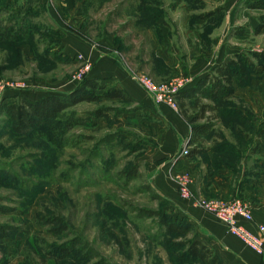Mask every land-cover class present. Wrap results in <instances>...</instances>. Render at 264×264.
Segmentation results:
<instances>
[{
  "label": "rangeland",
  "instance_id": "1",
  "mask_svg": "<svg viewBox=\"0 0 264 264\" xmlns=\"http://www.w3.org/2000/svg\"><path fill=\"white\" fill-rule=\"evenodd\" d=\"M255 2L264 0H0V7L8 6L0 16L2 28L9 24L13 36L25 26L17 38L22 42L12 43L16 50L0 47V107L64 96L84 79H94L97 63L77 57L71 40L123 73L95 78L103 87L97 93H124L122 99L69 108L60 118L81 121L61 148L41 139V129L17 139L8 117L0 115V161L8 165L3 174L8 180L17 177L0 183V224L11 229L0 241V264H70L58 261L54 253L59 251L53 250L69 243L79 260L75 264H202L184 255L186 245L175 246L203 243L201 231L171 197L179 195L176 178L185 172L173 168L193 148L226 141L248 154L247 171L264 170V136L256 137L264 130V10L253 8ZM227 61L236 63L231 68L237 75L233 94L218 110L203 94L180 101L179 91L173 111L155 104L131 79L143 73L157 85L181 81V89L188 90ZM202 105L211 110L196 124L211 125L208 135L195 141L190 135L173 155L158 157L167 139L177 138L163 115H200ZM223 119L233 121L234 129ZM195 158L206 161L204 154ZM132 169L135 178L127 180L121 173ZM161 178L169 186L166 194ZM145 187L152 193H143ZM140 209L160 211L187 226L188 233L167 235L157 220L138 217ZM57 217L66 229L48 234L56 228L48 221Z\"/></svg>",
  "mask_w": 264,
  "mask_h": 264
},
{
  "label": "trees",
  "instance_id": "2",
  "mask_svg": "<svg viewBox=\"0 0 264 264\" xmlns=\"http://www.w3.org/2000/svg\"><path fill=\"white\" fill-rule=\"evenodd\" d=\"M7 1V0H3ZM8 6L0 7V16L2 12H6ZM256 9L264 10V3L263 2H255L252 6ZM140 22L135 21V26H139ZM0 20V47L8 48L11 51H14V47H12V43L20 44L22 40L17 41V38L21 37L22 29L25 28L24 25L19 26L18 31L15 35L9 34L10 27L9 24L2 28ZM233 66H237L233 61H227L219 66L213 68L210 73L206 74L205 77L200 80L195 87L190 88L188 90H180L177 94V99L180 101L188 99H193V97L197 94H203L205 98L216 102V107L214 106L213 110H218L219 106H221V102L229 98L233 94V78L236 77V72L231 68ZM209 86V89L206 91L204 90L205 87ZM103 90V87L100 86L96 79H84L82 83L70 93L64 96H50L47 98H43L38 101H30L26 99H22V105L17 107L14 104L9 105L7 107L1 106L0 107V115L3 113L4 116L7 118V125H9L8 129L11 131L13 136H16L17 139L21 136L32 133L35 131H39L40 129L43 130L41 132V139L47 140L52 145L61 148L62 141L64 140L65 136L71 131L78 122L81 121L76 116L71 118H66L62 120L61 118L65 115V112L77 104L80 103H94L99 101L102 98H124V93L119 91H112L108 92L105 95H100L97 92ZM198 100L195 99V103L193 107L198 108ZM182 107H184L182 105ZM4 109V110H2ZM201 113L200 115H187V111L181 115L183 121L190 126L191 129V137H193V141H195L196 137H203L207 136L209 130L212 128L211 125H199L198 120L201 118L202 115L206 113L207 110H211L210 107L202 105L200 107ZM72 115H74L72 113ZM62 116V117H61ZM61 117V118H60ZM60 118V119H59ZM56 120V121H55ZM225 120L228 123V126L232 129L234 126L233 121ZM46 133V134H45ZM238 137H241V133H237ZM264 136V130H261L257 134V138H262ZM254 149V148H253ZM213 153H215V159L218 162L226 163L228 166L229 164H238L240 165L241 160L245 157L238 149L232 144H229L226 141L220 142L212 147ZM253 154V152L250 150ZM257 152V151H256ZM206 151L201 149L193 148L190 152H188V158L192 157L193 155L204 154L206 156ZM24 162V161H22ZM21 162V163H22ZM0 161V183L2 181H6L7 183L11 181H15L17 178L13 175L11 180L6 179L5 175L3 174L4 171H7L8 165ZM235 164V165H236ZM234 167V166H233ZM38 168L41 167V162H39ZM36 172H39L36 168H33ZM72 171V170H71ZM70 171V172H71ZM69 173V172H68ZM122 175L126 177L128 180L130 177L135 178V169H132L127 172H122ZM67 178V175H65ZM150 187L143 188V193H152ZM152 199L157 200L158 202L163 204V201L159 196L153 195ZM0 211H3L1 208ZM9 211V210H8ZM137 216L142 219H150V220H157L158 225L161 227V232H164L167 235H186L188 233V227L180 224L177 221L172 220L167 215L162 214L160 211L157 210H150V209H140L137 210ZM51 225H54V232H49L52 235H59L62 233L63 229H66V225L63 223V220L59 217L56 219L48 221ZM63 227V228H62ZM11 229H9L6 225L0 224V241L6 239L8 237V233ZM186 245L187 248L185 250V256L198 260L202 264H225L218 256L214 255L213 251L210 250L208 247L204 246L198 241L190 240L186 241L183 244H176V247ZM74 244L69 243L65 246H61L59 249H53L55 251L54 255L59 256L57 259L60 262L70 260V264H75L74 261L77 260V256L72 254ZM49 253V252H47ZM51 257L52 254L49 253ZM182 257V255H181ZM81 259V258H80Z\"/></svg>",
  "mask_w": 264,
  "mask_h": 264
},
{
  "label": "crops",
  "instance_id": "3",
  "mask_svg": "<svg viewBox=\"0 0 264 264\" xmlns=\"http://www.w3.org/2000/svg\"><path fill=\"white\" fill-rule=\"evenodd\" d=\"M70 39H72V37H70ZM70 42L77 46L75 50V55L77 57L89 59L93 63H97L92 70V78H103L108 74H123L113 65L111 60H107L108 58L106 57L103 58V56L99 55L95 50L88 49L87 46L81 44L79 41L77 42L78 44L72 40ZM66 46H68V43ZM200 79L201 76L198 78V81ZM198 81L193 84V87ZM189 88H192V86ZM36 99L39 98L33 97L32 100ZM159 109L163 111L162 107ZM163 117L164 120L174 128L175 132H177V138L175 136V139L171 141L169 138L167 139V144L161 147L162 149L158 152V157L161 158L173 155L179 149L182 140L191 135L189 126L182 118H173L171 115L166 117L165 114ZM168 136L170 137L169 134ZM202 150L206 151V161L202 162L198 158L193 159L197 155H193L190 158H183L181 161H178L177 165L173 168V172H189L192 176L191 191L198 192V194L205 198L223 200L244 199L246 200L245 202H250L248 204L252 208L253 222L246 223L242 221L241 224L252 233H256L257 226H264V170L247 171V165L244 164L246 163L244 159L247 160L249 157L248 154L241 160L240 165L234 163L228 166L226 163L220 164V162L217 161L218 158H214L215 153H213L211 147L207 146L202 148ZM160 168V170H163L162 167ZM162 178L159 183L164 187L161 189L166 194V191L169 190V186L167 185L168 188L166 187V182L162 180ZM178 196L177 193L176 196L175 194L171 196L173 201H176L178 204L176 208L186 215L201 231L199 241L214 251L225 264H264L263 256L257 255L239 239L229 235L226 227L222 223L200 208L194 206L191 201L181 200L177 198Z\"/></svg>",
  "mask_w": 264,
  "mask_h": 264
},
{
  "label": "built area",
  "instance_id": "4",
  "mask_svg": "<svg viewBox=\"0 0 264 264\" xmlns=\"http://www.w3.org/2000/svg\"><path fill=\"white\" fill-rule=\"evenodd\" d=\"M131 79L139 84L142 90L157 105H165L176 111L175 96L184 88L183 82L176 81L168 85H157L143 73L132 74ZM181 89V90H182ZM3 89H0V92ZM178 194L184 201H191L205 213L222 223L227 233L236 237L247 245L254 253L264 257V226H257V232L252 233L241 222L252 223L253 215L251 206L239 199L223 200L195 196L190 186L192 177L189 172H184L176 178Z\"/></svg>",
  "mask_w": 264,
  "mask_h": 264
}]
</instances>
